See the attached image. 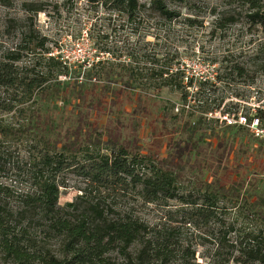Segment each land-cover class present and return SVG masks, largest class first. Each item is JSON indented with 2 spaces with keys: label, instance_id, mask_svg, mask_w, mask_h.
I'll return each instance as SVG.
<instances>
[{
  "label": "trees",
  "instance_id": "1",
  "mask_svg": "<svg viewBox=\"0 0 264 264\" xmlns=\"http://www.w3.org/2000/svg\"><path fill=\"white\" fill-rule=\"evenodd\" d=\"M186 2L150 0L148 6L141 0H106L105 4L133 23L147 9L165 20L177 19L178 7ZM226 6L230 12H244L251 27L264 29V0H228ZM32 10L44 11L41 6ZM235 22L236 15H230L215 24L224 30ZM99 52L105 56L111 51ZM125 57L78 66L72 78L71 68L60 56L51 55L48 38L32 25L19 31L15 46L2 49L0 44V116H10L0 117V177L8 171L9 145L34 133L24 173L27 189L15 194L0 182V262L171 264L178 253H190L176 240L182 227L212 224L226 229L216 242L217 254L223 243L232 247L221 264H264V230L238 229L236 221L225 220L228 208L220 207L221 202L230 203L240 211V202L252 197L257 186L249 179V164L233 156V143L217 130L218 119L194 114L178 128L185 139L177 140V132L168 136L167 156L155 159L142 154L136 137L142 122L159 136L151 100L169 89L180 92L186 102L185 73L173 70L168 60L159 65L162 60L157 56L149 60L140 52H129ZM63 76L69 78L63 80ZM39 101L62 102L65 108L72 105L74 110L63 119L68 120L67 127L63 121L55 124L49 116L35 115L33 107ZM204 113H212L209 106ZM129 115L132 119L127 122ZM18 117L22 123L15 121ZM183 118L181 110L175 120ZM226 128L247 132L241 127ZM128 130L133 140H126ZM204 137L217 143L204 147ZM258 142V153L264 156V142ZM200 155L205 156L200 166L207 180L200 188L185 191L184 168ZM73 173L83 180L82 193L61 207L66 176ZM128 197L137 205L168 209L176 204L178 210L167 211L165 221L151 224L138 215L135 203L119 205L118 200ZM253 206H264V196ZM257 213L264 222V212Z\"/></svg>",
  "mask_w": 264,
  "mask_h": 264
},
{
  "label": "rangeland",
  "instance_id": "2",
  "mask_svg": "<svg viewBox=\"0 0 264 264\" xmlns=\"http://www.w3.org/2000/svg\"><path fill=\"white\" fill-rule=\"evenodd\" d=\"M105 1L0 0V44L2 49L15 46L19 31L32 25L42 36L48 38L51 55L60 56L71 68L72 78L77 76L74 70L78 66L90 67L92 62L104 58L121 57L124 60L129 52H140L145 55L144 59L149 60L157 56L162 60L159 65L164 60L171 61L173 70L181 69L185 73L184 84L187 86L188 99L184 102L180 92L169 89H163L154 96L151 109L159 136L156 138L153 131L142 122V128L136 136L137 147L142 154L151 155L155 159L167 156L168 136L177 132V140L185 139L186 134L178 132V128L187 122L191 114L196 117L207 116L204 110L208 106L212 111L209 114L221 111L222 114L226 113L235 107L234 103L229 102L231 94L239 97L243 90L242 100L250 101L252 93L246 89L248 86L264 89V29L251 27L245 13L239 9L228 11V0H187L186 4L178 7L181 16L171 21L147 9L133 23L111 8V5H106ZM141 2L150 5V0ZM33 6H41L44 11L35 13ZM230 15H236L235 23L229 24L224 30L216 27L218 19L228 18ZM189 20L196 23L191 24ZM102 48L111 52L103 56L99 52ZM240 70H243L241 75ZM66 78L69 76L62 77L63 80ZM147 91L154 93L153 90ZM33 110L37 111L35 115L49 116L55 124H59L70 116L74 108L70 104L65 108L62 102L39 101ZM181 110H184L185 118L176 121L175 116ZM0 117L10 118L7 115ZM131 119L130 115L125 117L126 121ZM193 119L195 117L192 121ZM15 121L23 122L19 117ZM67 121H63L65 128L69 124ZM24 125L27 126V123ZM217 130L225 140L233 143V156H238L245 166L249 164L246 167L249 179L256 182L257 186L247 202H240V211L232 208L230 203H220L221 208L227 207L229 211L224 215L225 220L228 223L236 221L238 229L264 230V222L257 213L259 209L264 212V206H253L257 204V198L264 196V156L257 150L260 143L248 132L226 128L220 123ZM33 136L34 133H28L22 141L10 144L7 149L11 159L8 171L0 177V182L15 194L28 187L24 173L29 158L28 142ZM125 138L127 141L133 140L130 130L125 132ZM212 142L217 143L212 138L204 137L201 145L208 147ZM204 157L200 155L197 161L186 164L182 178L185 191L200 188L207 180V173L200 166ZM65 186L59 201L61 207L76 200L82 193L84 183L82 178L73 173L66 176ZM247 188L246 194L251 185ZM118 203L120 206L129 203L137 205L130 197L120 199ZM175 205L163 209L138 204L137 211L139 216L153 224L165 221L167 211H177ZM219 216L223 218L221 213ZM225 230L221 225L212 224L196 228L182 227L176 240L190 250V253H178L176 261L171 264H221V258L228 257L232 252L230 243H223L220 254H217L216 242L219 238L222 240ZM236 255L239 256L240 253ZM225 264L240 263L230 261Z\"/></svg>",
  "mask_w": 264,
  "mask_h": 264
},
{
  "label": "built area",
  "instance_id": "3",
  "mask_svg": "<svg viewBox=\"0 0 264 264\" xmlns=\"http://www.w3.org/2000/svg\"><path fill=\"white\" fill-rule=\"evenodd\" d=\"M246 89L252 93L250 101L242 100L245 92L242 90L239 97L230 95L229 102L234 103V108L227 113L221 111L207 116L218 119L224 127L244 128L255 140L264 142V89L252 86Z\"/></svg>",
  "mask_w": 264,
  "mask_h": 264
}]
</instances>
